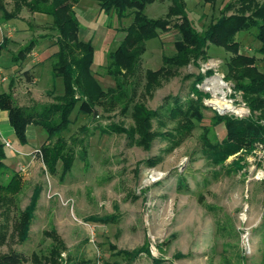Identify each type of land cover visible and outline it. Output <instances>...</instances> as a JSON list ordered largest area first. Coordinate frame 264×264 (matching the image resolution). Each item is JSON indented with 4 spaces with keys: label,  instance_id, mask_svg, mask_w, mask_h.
<instances>
[{
    "label": "rangeland",
    "instance_id": "374dc122",
    "mask_svg": "<svg viewBox=\"0 0 264 264\" xmlns=\"http://www.w3.org/2000/svg\"><path fill=\"white\" fill-rule=\"evenodd\" d=\"M185 1L189 18L202 32L211 18L202 16L199 0ZM228 1L217 4L221 7ZM169 4L157 1L147 6L146 14L163 17ZM29 20L30 33L39 37L35 41L43 35L53 40L48 44L57 40L56 31L44 20ZM131 21L127 17L122 24ZM109 33L110 38L115 35L113 30ZM177 33L173 29L147 42L143 71L158 70L163 54L175 53ZM256 35L257 29L242 32L237 41L247 54L259 56ZM31 41L28 35H17L19 46ZM112 46L108 45L109 50L118 45ZM108 47L104 43L102 52L97 48L93 67L105 89L114 85L104 69ZM209 55V61L192 59L174 76L159 78V85L150 91H145L143 81L136 93H130L134 98L127 109V101L121 98L102 100L94 115L75 111L73 124L63 134L76 154L72 170L63 176L60 165L53 175L35 155L34 163L19 171L22 184L17 191L0 198V257L15 251L25 257L22 264H97L98 260L101 264H153L143 252L131 263L120 254L149 247L161 264H264V149L255 145L222 164L206 151V143L221 147L228 137L224 126L211 125L215 111L219 112L212 101L223 97L222 92L214 93L219 81L226 102L235 109L219 114L244 117L251 113L232 82L224 85L213 77L227 73L229 53L211 46ZM27 67L31 69L30 62ZM209 70L214 74L207 76ZM38 71L41 86L50 88L51 61ZM1 82L10 89L9 75L0 74ZM62 93L61 79L39 103L30 99L33 92L27 87L18 90L19 97L38 105L56 104ZM177 99L184 105L182 114L191 101L196 109L204 108V121L193 120L186 136L180 134L186 133L187 122L175 113ZM135 104L140 109L137 113ZM34 129L40 150L47 135L39 127ZM26 225L28 234L21 241ZM52 231L56 236L47 235Z\"/></svg>",
    "mask_w": 264,
    "mask_h": 264
},
{
    "label": "trees",
    "instance_id": "16d2710c",
    "mask_svg": "<svg viewBox=\"0 0 264 264\" xmlns=\"http://www.w3.org/2000/svg\"><path fill=\"white\" fill-rule=\"evenodd\" d=\"M79 1L13 0L12 13H8L4 6L0 5L3 18L7 21L18 16L23 8L33 14L51 17L50 28L58 35L54 42L56 50L50 57L54 81L61 79L63 82V93L56 104H34L23 107L17 103L11 92L0 90V110L7 113L15 138L20 145H27V132L31 127H39L46 133V142L36 155L42 159L51 174H57L60 165L63 176L73 168L76 154L67 146L63 134L73 124L72 115L75 111L78 115H94L96 105L102 100L118 101L121 98L127 101L124 107L127 109L134 98L130 93H136V89L143 81L145 91H150L153 85H159V78L174 76L179 68L186 66L192 59L209 61L208 51L211 46L222 47L232 53L233 56L227 62L225 81H231L234 91L242 94L243 101L251 113L248 116L237 117L221 115L215 111L211 125L215 128L224 126L228 137L222 142L221 147L206 143V151L213 156L215 163L222 164L227 158L237 155L244 149L250 152L256 148L255 145H262L264 149V71L259 67L260 62L264 61V0H229L224 3L219 16H215L202 32L194 27L193 21L189 18L185 0H171L172 5L168 14L159 19H151L146 14L147 6L157 0H96L103 12L116 16L120 22L132 17L130 25L119 30L125 34L119 46L108 54V63L104 69L105 74L113 79L114 85L106 89L92 71L95 60L94 45L91 41L81 40L79 35L80 22L73 9ZM202 1L215 8L219 0ZM230 12L232 13L229 15ZM173 29L179 33V40L175 42V54L164 55L160 69L143 71L142 57L147 50V42ZM253 29H257L256 37L260 42L258 53L262 56V60L256 55H249L243 51L242 44L237 41L238 34ZM4 43L6 41L0 43V51L5 46ZM37 43L38 41L32 40L21 48L13 56L14 63L22 65ZM213 74L212 70L207 72V76ZM202 79L203 76H200L199 81ZM175 103L178 108L175 113H181L184 105L179 99ZM186 105L188 110L184 114L182 112V118H179L187 122L183 127L186 133L180 132L182 136L189 134L193 120L202 122L205 119L203 105H201L202 109H196L192 101ZM137 107L135 104L136 113L140 110ZM205 134L203 141L206 140ZM6 148L0 136V198L2 199L4 196L13 195L22 184V177L18 171H12V175L9 176L10 168L5 163ZM36 200L37 197L34 205ZM27 234L26 225L21 241ZM55 234L54 231L47 232V235ZM59 245L65 249L62 242ZM141 252L151 257L153 264H161L162 260L154 258L149 247H144L139 252L120 254L131 263ZM24 259L21 253L12 251L0 257V264H22ZM103 264L119 263L106 261Z\"/></svg>",
    "mask_w": 264,
    "mask_h": 264
},
{
    "label": "crops",
    "instance_id": "0c3cea01",
    "mask_svg": "<svg viewBox=\"0 0 264 264\" xmlns=\"http://www.w3.org/2000/svg\"><path fill=\"white\" fill-rule=\"evenodd\" d=\"M157 1H160L161 3H167V2L170 3L166 14L163 16V17H166V15L168 14L169 8L172 5V1L171 0H157ZM223 1L225 0H222V2ZM1 4L4 6L5 10L8 13H12L14 11L13 0H0V5ZM199 4L201 6L202 16L204 18H206V16H209L211 18L210 20L206 22L208 24L213 20L215 16H219L220 11L223 8V6L220 7V5L217 4V7L221 8L219 11L217 7L213 8L210 4H206L202 0H199ZM73 9L76 15L78 16V19L80 22V33H79L80 38L81 40L85 42L91 41L93 43L94 48H95V60H96L97 48H99L101 51L103 49L104 43L107 44V47L109 44L113 45L112 47H114V45L116 44L119 46L120 42L122 41L125 35L124 32L119 31V30L122 29L123 27L128 26V25L126 26L122 24V23H125L126 18L120 22L116 16L112 14L110 15L106 14L105 12L101 10L100 5L99 3L97 4L96 0H80L77 4L73 6ZM210 12H211V15H210ZM216 12H219V13H216ZM231 13L232 12H230L229 15ZM163 17H160V18H163ZM30 18L36 19V20H44L46 24H49V27H50V23H52L51 17L42 15V14H33L26 8H24L22 12L18 14V16H16L15 18H12L9 21L4 20L3 13L0 11V25L3 27L4 32L7 33V35L3 36L2 32H0V43H3V41H6V43H4L5 46L0 51V74L2 76L9 75L10 83H11L10 89L9 88L6 89L8 85L7 82H4V83L1 82L0 90L3 92H11L14 98L16 99L17 103L23 107H29V106L34 105L35 103L31 104L30 100L28 99L23 100L21 97L18 96V90L20 89V86H25L31 91V93L33 92V96H31L30 99L33 102L36 101L39 103L42 96L46 95L47 92L50 91L51 89H54V86L55 87L57 86V80H58L57 79L56 81H54L52 77V72H51V87L48 88V87L41 86V78L38 77L39 75L38 68L40 67V65H44L50 62L51 54L52 52L56 50V47L54 46L55 41L52 44L50 43L48 44L46 41L48 40L53 41V40L49 38H44L45 35H43L42 37H40V39H38L39 40L38 43L35 45L33 51L30 53V55L28 56V58L25 60V62L22 65L15 64L13 61V56L17 54V52L21 48H23V46H25V43H22L23 45L21 46L18 45V43L16 42L17 35L19 34L28 35L31 40L39 38V37H36V38L33 37L32 36L33 34L30 33L32 31L31 29L33 28V24L29 20ZM151 19H155V18H151ZM111 30H117L115 31V35L112 38L109 37L110 35L109 31L111 32ZM120 35H123L121 37L122 39H119ZM177 35H179V33H177ZM177 38L178 37L176 36L175 42L179 40ZM109 39L110 41H108ZM41 43H42V46L39 47ZM105 47L106 46H104V48ZM110 47H108V50H107L108 54L112 51V50H109ZM13 48H16V49H13ZM174 48H175V43H174ZM226 52L229 53V58L225 63L226 72H227V62L233 55L232 53L228 51ZM102 56L103 55H100V57ZM163 56H162V59H163ZM257 58L262 60L261 55L257 56ZM210 59H212L211 56H210ZM95 60L92 66V71L94 73L95 71L93 67L95 65ZM218 61L221 66L222 61L221 60H218ZM29 62L31 63V69L30 67H27ZM162 64H163V60H162ZM259 67L264 71V61L260 62ZM7 69H10V70H7ZM9 71H11V73ZM225 75L226 73L224 74V76L222 77L220 76V77L222 80L224 78L223 81L227 84V81H225ZM34 128L35 127H31L27 132V137H28L27 145L25 146L20 145L15 138L16 145L14 146L15 141L12 140V137L15 135L10 125L8 115L6 112L0 110V136L2 137L4 141L8 140L14 146V150L6 148L7 158L5 160V163L7 164V166L13 171L18 170L19 172L20 170H25L27 165L34 163L36 152L39 151L38 146H36L38 134Z\"/></svg>",
    "mask_w": 264,
    "mask_h": 264
},
{
    "label": "bare ground",
    "instance_id": "6f19581e",
    "mask_svg": "<svg viewBox=\"0 0 264 264\" xmlns=\"http://www.w3.org/2000/svg\"><path fill=\"white\" fill-rule=\"evenodd\" d=\"M218 84L219 85H216V87H214V91H215L214 93L216 94L218 92H222L223 97L222 98H218V99H214L212 101V104L215 107H217V109H219V110L224 109L225 112L226 111H235L234 107L226 102V99H225L226 92L222 91V87L223 86H221L220 81H219Z\"/></svg>",
    "mask_w": 264,
    "mask_h": 264
},
{
    "label": "built area",
    "instance_id": "2783aa9c",
    "mask_svg": "<svg viewBox=\"0 0 264 264\" xmlns=\"http://www.w3.org/2000/svg\"><path fill=\"white\" fill-rule=\"evenodd\" d=\"M0 32H4L3 27L0 25ZM5 80V78H4ZM7 148L14 150V146L10 141H4ZM97 264H101L100 260H98Z\"/></svg>",
    "mask_w": 264,
    "mask_h": 264
},
{
    "label": "water",
    "instance_id": "95a60500",
    "mask_svg": "<svg viewBox=\"0 0 264 264\" xmlns=\"http://www.w3.org/2000/svg\"><path fill=\"white\" fill-rule=\"evenodd\" d=\"M213 77H217V78H220V79H221V77H220L219 75H214ZM221 81H222V83H223L224 85H227L222 79H221ZM216 109H217V108H216ZM218 111L221 112V113H225V110H224V109H222V110H219V109H218Z\"/></svg>",
    "mask_w": 264,
    "mask_h": 264
}]
</instances>
